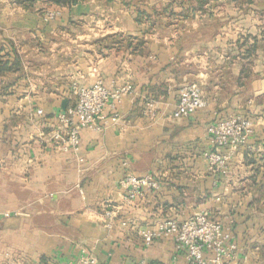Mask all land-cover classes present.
Segmentation results:
<instances>
[{"label":"crops","instance_id":"0c3cea01","mask_svg":"<svg viewBox=\"0 0 264 264\" xmlns=\"http://www.w3.org/2000/svg\"><path fill=\"white\" fill-rule=\"evenodd\" d=\"M251 1L0 0V264H193L173 236L143 232L203 210L237 246L223 264H263L264 8ZM109 34L145 42H97ZM98 78L133 92L77 153L55 148L47 134L76 102L73 81ZM187 81L208 104L176 118ZM230 117L250 120L247 142L216 147L209 127ZM215 150L225 165L211 166ZM129 173L157 186L129 199Z\"/></svg>","mask_w":264,"mask_h":264},{"label":"built area","instance_id":"2783aa9c","mask_svg":"<svg viewBox=\"0 0 264 264\" xmlns=\"http://www.w3.org/2000/svg\"><path fill=\"white\" fill-rule=\"evenodd\" d=\"M47 16L52 18L55 13L48 12ZM131 92L133 87L130 84L112 88L102 78H98L90 85H81L78 81H73L71 93L76 98V102L58 114V123L47 134L46 140L55 148L77 153L81 147L82 132L85 129L101 130L105 108L115 107ZM207 104L203 84L198 81H187L179 90L174 117L192 114ZM147 106L150 108V114H154L152 100L147 101ZM39 113H42V110H39ZM209 131L213 134L216 147L230 145L232 149H236L247 142L250 120L242 117L219 119L209 127ZM206 155L213 167L225 165V161L229 158L228 153L223 154L218 150L207 152ZM157 183L151 175L138 176L132 173L125 175L121 181L129 199L135 198L143 187H154ZM108 217L111 221L113 214L109 213ZM143 235L147 243H151L157 237L173 236L176 247L185 250L193 264H223L233 257L237 249L235 243H228L230 235L225 233L222 223L213 219L207 210L197 212L182 221L173 219L162 221L153 229L144 231ZM80 261L82 264H98L97 259L92 255L83 256Z\"/></svg>","mask_w":264,"mask_h":264},{"label":"trees","instance_id":"16d2710c","mask_svg":"<svg viewBox=\"0 0 264 264\" xmlns=\"http://www.w3.org/2000/svg\"><path fill=\"white\" fill-rule=\"evenodd\" d=\"M79 1L80 0H54V2L57 4H75ZM199 1L204 3L207 0H199ZM97 42L103 43L106 47H119L121 45H128V46L135 45L136 48L138 47L142 48L145 41L144 40L136 41L135 38L128 37V36H122L121 34H109L105 37H102L101 39H98ZM261 185H262V192H264V182Z\"/></svg>","mask_w":264,"mask_h":264},{"label":"rangeland","instance_id":"374dc122","mask_svg":"<svg viewBox=\"0 0 264 264\" xmlns=\"http://www.w3.org/2000/svg\"><path fill=\"white\" fill-rule=\"evenodd\" d=\"M253 1L256 2L257 3L256 5H258L259 7L264 8V0H253ZM254 2H252V3H254ZM262 15H263V18H264V12L263 11H262ZM79 25H81V27H82L83 26V23H81ZM80 49H83V48H80Z\"/></svg>","mask_w":264,"mask_h":264}]
</instances>
